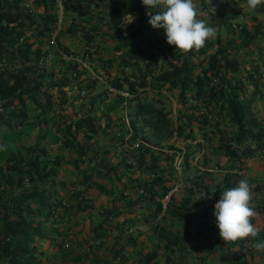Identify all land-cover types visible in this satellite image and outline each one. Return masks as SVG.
Segmentation results:
<instances>
[{"label": "trees", "instance_id": "obj_1", "mask_svg": "<svg viewBox=\"0 0 264 264\" xmlns=\"http://www.w3.org/2000/svg\"><path fill=\"white\" fill-rule=\"evenodd\" d=\"M24 1L0 0V145L8 133L17 131L29 119H41L53 105L65 104L64 87L71 86L70 80H75L83 71L78 61L70 59L57 70H45V56L52 48L49 32L55 23L53 1L32 0L30 7L24 6ZM214 1L218 4L216 12L223 4L236 3V0ZM199 3L204 5V0ZM32 6L38 11H33ZM63 7L70 14L75 13L69 17L71 19L90 15L104 19L105 26L113 32L108 40L115 41L116 46L115 53L100 65L103 68L113 63L117 65L116 73L107 80L110 86L125 91L126 95L116 93L98 115L92 113L94 98L91 97L86 109L74 120L62 124L61 145L73 148L74 155L61 159L60 171L52 166L54 162L40 160L43 150L36 145L17 151L13 160L7 156L4 167L9 171L2 181L8 187L0 189V264H47L49 261L40 257L42 250L36 244L37 237L42 236L43 224L48 219L51 223L58 220V214L50 216L58 204H61V212L86 208L84 194L91 186L97 193L115 194L118 199L125 184L134 186L136 193L127 201L126 208L135 209L155 197H162L179 180H188L183 199L167 208L170 199L174 200L172 190L164 206L154 201V208L143 219L152 223L168 213L182 222L193 221L197 231L208 228L209 210L204 200L210 196L212 188L205 182L209 175L204 167L208 158L202 148L210 147L209 154L213 156H225L224 168L241 170L245 160L261 153L264 147V120L255 116L252 108L254 101L264 102V90H261L264 59L260 60L264 45L257 44L258 36L264 35L263 20L253 16L255 21L247 27L235 21V14L223 16L220 13L217 25L228 24L231 35L222 39L217 34L200 51L181 55L175 51V46H163V29H154L148 23L149 11L155 15L160 9L149 10L142 6L141 0H63ZM257 9L264 10V6ZM102 10L104 13L99 12ZM128 10L135 19L128 23L124 33L121 24ZM96 25L77 18L69 21L65 29L67 33L77 32L80 41L88 43L94 41V35L103 27ZM58 34L55 43L61 50ZM42 46L44 51L40 49ZM212 47V51L196 59L194 54ZM53 51L58 55L56 49ZM212 77L218 80L211 82ZM84 86L90 87V84ZM162 88L177 103L175 119L163 107ZM119 106L122 110L129 108L122 112L127 116V128L121 117L114 120L110 116V111ZM67 117L70 116L65 115V120ZM78 133H81L80 140ZM136 138L140 141L131 146V150H124L114 164L106 165L97 160L91 166L81 165L83 160L95 158L97 151L106 155L110 145L130 146ZM158 140L163 141L164 148L161 145L153 148ZM198 151L203 153L197 159L203 168H193L189 174L187 171L191 163L196 162L194 155ZM176 156L179 172L173 163ZM215 165L220 166L218 161ZM239 177L238 173L233 176L228 189ZM24 178L29 188L13 193L10 185L18 186ZM110 213L90 228L91 239L104 236L107 229L102 224L110 220ZM151 223L149 227L158 236L165 237L164 247L173 244L171 253L178 254L185 245L184 234L169 236L162 224ZM119 225L116 222L114 227ZM53 233H57L55 229ZM44 237L55 240V236L48 233H44ZM70 242L64 235L54 242L59 255H69L71 262L65 264H99L97 257L90 261L94 248H77ZM76 242L79 244L81 240ZM168 264H175L171 257Z\"/></svg>", "mask_w": 264, "mask_h": 264}, {"label": "crops", "instance_id": "obj_2", "mask_svg": "<svg viewBox=\"0 0 264 264\" xmlns=\"http://www.w3.org/2000/svg\"><path fill=\"white\" fill-rule=\"evenodd\" d=\"M200 1L201 0H198V2ZM213 4H215L216 7L218 6L217 2L214 0ZM32 10L38 11V9L33 8V6ZM99 12L104 13V10ZM220 13L223 14V16L225 14H235V21L244 23L247 27H250L255 21L253 16H256L258 20L264 21V10L256 9L254 12L250 11L246 6L245 1L236 0L235 4H223L220 6L219 12H216V14L212 16V19L208 18L209 26L214 27L217 31V34L220 35L222 39L230 36L232 30L227 26L228 24H221L219 26L217 25L219 15H221ZM72 15H75V13L71 14V16ZM77 18L79 21L88 20L99 26H103L100 28L98 33L94 35L93 45L96 44V41L101 42L104 40V38L107 39L110 38L109 36H113V32H111V30L105 26L103 18L101 19L95 15H90L87 18L77 16ZM77 18L65 19V25H67L69 21H76ZM126 19L127 17H125V20ZM210 23H212V25ZM102 32L105 34L104 37ZM59 35L61 36V42L65 40L71 41L73 37L72 34L68 35L66 31L57 35L60 39ZM162 35L163 46L166 47L167 43L164 32ZM258 38L257 44L264 45V35H259ZM83 41L79 42L82 43ZM252 47H254V45H252ZM212 49L213 47L201 54H198L196 59L212 51ZM262 59H264V54L260 56L261 61ZM204 64L205 61H203L202 66H204ZM111 77H113V73H110L106 78ZM262 82L261 90H264V77L262 78ZM106 83L109 84L107 81ZM103 85L105 88L104 83ZM161 91L162 96L167 94L165 89L162 88ZM252 108L255 116L264 120V102L254 101ZM112 111L113 110L110 111V114ZM77 116L78 114L71 115L70 117H67L65 121L67 122L68 120H74ZM110 116L115 120L114 115L111 114ZM50 117L52 116L49 112L41 119H29L27 124H29V129L30 126L32 127L30 130L28 128L25 130V133L27 134H24L23 130H21V127H19L17 131L10 132L5 136L0 148L12 137H14V149L12 148L10 153H17V151L21 150L22 147L24 148L26 146L36 145L43 150L40 160L49 163L54 162L55 165L52 166H57L60 171L61 159L63 160L66 157H72V155H74V150L73 148H64L65 150H69V153L71 154L70 156L61 154V117L58 122L56 121L52 125L53 128H48L46 126L48 125ZM118 117H121V121L127 128V116L123 113L117 116L116 119H118ZM101 122L102 124L105 122L104 117L101 118ZM52 123H50V125ZM45 129L47 132H51L52 130L56 135L54 136L56 140L54 147H50L46 144L44 138L46 137V135H44ZM23 137H28L29 139H24ZM77 138L79 140L81 139V133L77 134ZM100 143L103 144L105 141ZM124 145L115 147L110 145L106 155L100 151H97L96 153L98 154H96L97 156L95 158H91L90 160L87 159L86 161L83 160L81 165L91 166L97 160L98 162H103L106 165L114 164L118 161L120 154L124 152V150H131L134 147V145ZM202 150L206 153L207 150L209 151L211 148L204 146ZM198 152L194 155V159L196 155H201ZM27 156L29 157V152H27ZM219 159L220 160L218 161V164H220V166L215 165L214 161H208V163L204 166L209 170V175L206 176L205 182H208L212 188L210 196L204 200V204L209 210L208 224H210V227H206L203 230L200 229V231H197L193 221L186 220L182 222L177 220L176 217H173L174 215L168 213L161 215L162 212L159 213L161 216L158 215L159 217L153 220L152 223L147 220L144 221L143 217L146 215V213L154 208V201H166L163 199V196L160 198L155 197L153 201L144 203L135 209H127V201L132 199L136 193L134 186L125 184L122 190L123 194L119 199L115 194L106 195L103 193H97L96 189L91 186L86 189L84 194V197L86 198V208L81 210L71 209L68 211L59 212L58 220L55 222L51 223L49 219L45 221L43 224L41 234L42 236H38L36 239L37 248L42 250L39 254L40 257L46 258L45 250L47 249L57 250L58 247L56 244H54V242L57 243L61 236L64 235L67 241L68 239L71 240V246H76L77 248H88V246H90V248H94V251L90 254V256H92L90 257V261H92L94 257H97L98 261L96 262L99 264H168V258L170 257L171 261H173L175 264H264V253H257L251 247L244 254L238 255L237 249L240 247L237 245L238 243L225 244V242L221 240L218 235V230L215 227V218L213 216L214 205L219 200L221 192L225 190V187L226 190L229 188L227 187L229 181L235 174L238 173L240 176L238 181L230 188L237 186L238 182L241 180H246L250 185L252 192L250 205L256 212V217L253 219V223L260 229L259 236L255 241L252 240V242L254 243L258 242L259 240H264V152L261 151V153L259 152L254 156L247 158L241 170H236V168H224V165L227 162L226 157L219 155ZM191 164L192 165L190 166L189 172H187L189 174L192 173L191 170L193 168H203L199 161H196L195 163L192 162ZM176 172H178V170H176ZM179 182V186L173 190L174 200L170 199L167 208H169V206L171 207L173 204H177V202L183 199L185 196L186 192L184 187L188 184V180L181 179ZM10 186L12 187L11 189H13V193H16L20 189L29 188V183L24 179L22 184L18 186ZM5 187H8L7 184L0 180V189ZM193 198L194 197H192L190 200ZM107 212L111 213L108 214L110 220H106V224L103 221L102 224L104 225L105 230L107 229L104 236L101 238L91 239L93 237L91 235L90 228L99 221L103 220L105 214L107 216ZM130 219L132 220L131 223ZM116 222L120 223V225L114 227ZM155 222L162 224L169 236L172 234H184L185 245L178 254L176 252L171 253V249L174 248L175 245H166L167 248H165V237L158 236L154 229L151 228V226L149 227L150 223L154 224ZM61 228L63 231H61ZM54 229L55 232H57L56 234L53 233ZM44 233L55 236L56 241L54 239L50 241L49 238H45ZM75 238L77 240H75ZM78 239L81 240V244H76ZM65 250H67V248ZM115 254H117V256L113 257L112 255ZM149 255H152V257ZM59 258L62 260V262H64V264L71 262L69 255H63L62 257L61 255H58L57 259ZM85 262H89V260H86Z\"/></svg>", "mask_w": 264, "mask_h": 264}, {"label": "clouds", "instance_id": "obj_3", "mask_svg": "<svg viewBox=\"0 0 264 264\" xmlns=\"http://www.w3.org/2000/svg\"><path fill=\"white\" fill-rule=\"evenodd\" d=\"M141 4L149 10L160 9L155 15H151L149 11L148 23L154 29H163L166 43L169 46H175V51L180 52L181 55H187L190 51H200L217 35L216 29L208 24V18L214 16L217 11L212 0H204V5H201L198 0H141ZM246 6L254 12L258 7L264 6V0H246ZM128 16V23L133 22L135 17L131 14ZM103 75L106 78V74ZM138 141L140 139L136 138L131 145H135ZM0 150L3 149L0 148ZM198 153L202 154V151ZM173 163L177 170L180 165L177 156ZM177 183L179 186L180 182ZM251 196L250 185L246 180H241L237 186L222 191L219 200L215 203L213 211L215 227L225 244L238 243L241 240L255 241L259 236L260 229L253 223L256 212L250 205ZM58 206L57 214L59 215L61 204L56 207ZM252 248L257 253H264V240L252 243Z\"/></svg>", "mask_w": 264, "mask_h": 264}, {"label": "rangeland", "instance_id": "obj_4", "mask_svg": "<svg viewBox=\"0 0 264 264\" xmlns=\"http://www.w3.org/2000/svg\"><path fill=\"white\" fill-rule=\"evenodd\" d=\"M129 14H133V12L128 10L127 13L125 14L126 15L125 17H127V19L125 20L124 18V21L121 24V31L124 33L127 31ZM132 16L134 17V15ZM69 17H71L70 11H66L65 8L63 7V20L68 19ZM65 27L66 25L64 22L62 29L58 33L65 32L66 31ZM69 34L73 35L71 41L65 40L63 42H61V36L59 35L60 42L62 45L61 52L65 53V56L60 55V53L59 54L57 53L58 55H56L53 51L54 48L53 47L49 48L50 53H49V57L46 59L45 62L46 66L44 68L46 71H49L51 69L57 70L63 67L66 62L68 63V60L70 59V60L78 61L80 64V68H82L83 71L80 75H78L79 77L77 76L75 80L72 79H71L72 81L70 80V82H72L71 86L64 87L65 88L64 91L67 96L66 97L67 101L65 104L62 105H56V104L53 105V108L50 111L52 117H50L49 119L48 122L49 126L48 125L46 126L48 128H53L52 125L56 121L58 122L60 117H61V128H62L63 126L62 124L65 122V115L71 116V115L79 114L83 109L87 108L88 100L91 97L94 98V103L91 105L92 113L98 115L104 109L105 104H108L110 100L115 96V92L105 91L103 83L95 79L94 74L108 73L109 75L110 73H113L114 75L116 73L118 68L115 63L106 66L107 69L106 67L103 68L102 65H100L102 64L101 63L102 61L106 60L108 57L112 56L115 53L116 42L113 40L112 41L108 40L107 38L102 40L101 42L98 43L96 42V44H94L95 48L88 49L87 42H82V43L79 42L80 39L78 37L79 35L77 32L68 33V35ZM104 36L105 34L103 33V37ZM109 37L111 38V36ZM262 54H264V51L262 52ZM61 60H63V62H61ZM76 82H79V84H76ZM85 84H90V87H85L84 86ZM161 93L162 91L160 90V96H162ZM167 94L163 95V97H165V102L163 103V107L167 109L169 115L173 119H175L177 117V111H176L177 103L175 102L173 96ZM128 109H129L128 107H125L123 110H128ZM123 110L122 107L119 106L114 108L111 114L114 115L116 118L117 116L123 114L122 113ZM50 123L52 124L50 125ZM31 127L32 126H30V129ZM27 128L29 129V124L27 123L21 126V130H23L24 134H27L25 133V130ZM44 135H46V137H44L46 144L49 145L50 147H54L56 142L54 138V136L56 135L54 134V132L52 130L51 132H47V130L45 129ZM23 138L29 139L28 137H23ZM170 140H172V138ZM176 143L180 145L181 141H176ZM13 144H14V137L6 141L4 145H2L1 147L3 150H0V180H3V176L9 171L8 168L4 167L7 156L10 159L15 157L16 153H10V150H12V148L14 149ZM160 145L163 146L164 148V143L162 140L160 141L158 140L157 143L153 144V148H158V146ZM64 147L65 146L61 145V154H64L65 156H70L71 153H69V150H65ZM21 149H23V147ZM201 155H203V153ZM201 155H196L195 157L196 161H198L197 159H199ZM205 155H207L208 161L215 162L220 160L219 156L217 155L213 156V154H209L208 150L205 153ZM177 170L180 171V165L177 167ZM187 172H189V170ZM45 252H46L45 256L48 257L45 259L49 261L47 262V264H64V262H62L60 258L57 259L60 252L57 251L56 249H47L45 250ZM82 261H86V259H83ZM43 264H45V262H43Z\"/></svg>", "mask_w": 264, "mask_h": 264}, {"label": "built area", "instance_id": "obj_5", "mask_svg": "<svg viewBox=\"0 0 264 264\" xmlns=\"http://www.w3.org/2000/svg\"><path fill=\"white\" fill-rule=\"evenodd\" d=\"M31 1L32 0H25L23 2V5L26 7H30L31 6ZM53 1V8H54V13H55V23L54 26L51 28L50 32H49V44L57 50L58 54L60 53V55L65 56V53H62L61 50L57 47L56 43H55V35L62 29L63 25H64V20H63V0H52ZM88 49H92L95 48V45H93L92 42H88ZM93 45V46H92ZM41 51H44L45 48L42 46ZM195 57H197V54H194ZM49 57V53L46 54L45 58L47 59ZM94 78L97 79L98 81L102 82L105 84V87L107 89V91L109 92H115V93H120L122 95H125L126 93L124 91L121 90H117L116 88H113L112 86H110L108 83H106V78L103 74L97 73L94 74ZM218 80L217 77H212L211 78V82H216ZM262 152H264V147L262 148ZM178 186V183H175L171 189H169L166 194L164 195L163 199L166 200V198L168 197L169 193L171 192L172 189H174L175 187ZM137 190L141 191L140 188H138ZM162 206H164V202L162 203ZM59 209V206L56 207L54 213L52 214L53 217L57 216V211ZM252 240H243L242 244L240 245V247L237 249V254H244L249 248L252 247Z\"/></svg>", "mask_w": 264, "mask_h": 264}]
</instances>
